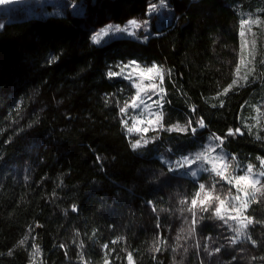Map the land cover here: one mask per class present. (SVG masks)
<instances>
[{
    "label": "trees",
    "instance_id": "16d2710c",
    "mask_svg": "<svg viewBox=\"0 0 264 264\" xmlns=\"http://www.w3.org/2000/svg\"><path fill=\"white\" fill-rule=\"evenodd\" d=\"M144 1L112 0L110 17L116 23L137 17ZM261 8L264 0L187 2L178 6L172 24L143 43L119 38L94 45L71 14L31 17L2 26L0 125L29 90L48 89L54 107L47 128L55 152L67 163L66 175L46 196L38 216L40 264H102L103 244L117 250L110 243L112 229L147 205L145 192L132 188L139 175L157 156L186 154L195 146L187 138L196 139L191 132L159 130L148 135L151 142L133 150L131 143L137 138L126 133L117 101L122 104L134 90L120 77L109 79V69L119 71L116 66L129 60L162 65L170 70L163 85L167 93L165 127L185 125L189 118L195 126L203 117L207 127L197 132L199 141L211 133L224 135L228 128L242 127L251 107L264 102V35L260 33L255 44V73L247 86L221 96L223 108L210 106L218 104L214 97L231 82L238 63V10L252 13ZM258 15L264 19V13ZM192 105L197 109L194 114ZM244 131L243 136L228 138L224 151L259 168L257 157H264V143ZM46 168L44 134H0V216L17 205L23 178L34 190L45 189ZM205 179L200 177V181ZM221 184L217 191L223 194L229 186L221 188ZM73 205L78 211L71 210ZM245 215L264 221V202L252 203ZM196 220L193 225L192 214L186 211L178 220L175 240L179 247L192 246L200 264H264V223L248 226L247 236L257 241L254 246L247 238L231 244L224 224L211 211H197ZM25 236L27 242L20 246ZM35 245L36 227L31 223L7 251H0V264H33ZM216 248L221 251L216 253ZM10 250H14L12 255ZM117 255L116 251L109 257L113 264H126Z\"/></svg>",
    "mask_w": 264,
    "mask_h": 264
},
{
    "label": "rangeland",
    "instance_id": "374dc122",
    "mask_svg": "<svg viewBox=\"0 0 264 264\" xmlns=\"http://www.w3.org/2000/svg\"><path fill=\"white\" fill-rule=\"evenodd\" d=\"M111 1L112 0H8V2L0 4V29L9 21L23 20L31 17L44 18L47 16L71 14L78 18L82 29L88 34L90 42L94 45H102L119 38H129L143 43L149 37L173 23L178 14L179 5L195 0H166L167 7L160 8L151 14L147 12L149 2L158 4L159 0H145L143 8L137 17H131L121 23L114 22L110 17L109 2ZM238 11L240 20L246 19V14L250 13L240 9ZM252 13L254 16H259L257 11ZM130 19L147 20L148 27L137 31L136 36H129L126 33L109 32L108 35H102L100 37V43L92 42L91 37L107 25L124 26ZM253 33H255L254 36ZM260 33L261 36L264 35V25L260 27L253 25L252 32L247 33V39L249 42L254 40L256 44ZM144 37H147V39L145 40ZM239 40L238 62L242 43L240 34ZM247 51L248 50L245 49V55H247ZM253 52L255 54V47ZM141 66H151V64H141ZM130 70L131 69H126L125 71L128 72ZM145 83H147V81H145ZM131 88L133 87L131 86ZM133 90L134 94L135 89L133 88ZM155 98L156 97H153V99ZM148 103H151V101H148ZM53 107L54 105L48 89L39 87L29 90L21 98V102L18 106L4 117L0 125V134L13 136L42 133L45 135L47 143L46 187L44 190H34L25 178L22 179V187L17 205L6 216H0V251H7L12 243L21 236L22 231L31 223H34L36 227L35 249L39 248L40 250L41 223L38 216L42 204L46 196L56 189L67 173V163L62 161L55 152L50 132L47 128V123L52 116ZM256 107H260L261 110L264 111V102H259L257 105L251 107L249 115L245 117L244 122L254 123L250 117L256 115ZM153 109H155V105H153ZM140 111L141 109H129L128 116H123L124 119H128L129 126H131L133 122L132 118L139 114ZM145 115H147V113H145ZM138 126L143 127L144 125ZM199 130L200 129H198V131ZM125 131L129 136L136 137L137 139L140 138V134H137L135 131L132 133H128L126 129ZM153 132L154 131L150 130L147 134H144L145 138L148 139V135L153 134ZM170 133L180 134L177 132ZM198 136L199 135L196 133L194 136L196 139L187 137L192 139V145H195L191 148V151L187 153L198 151L201 145L207 143V135H203L202 142L197 139ZM164 138L165 136H163V140ZM188 142H190V140H188ZM181 155H183V153L181 154V152H179V154L174 157H166L165 155L157 156L156 161L143 171L132 184L133 189H140L145 192L147 205L142 212L133 215L127 221L112 229V240L118 237L125 238L120 244H115L117 254L120 257H124L125 255L120 249H127L128 251L134 252L136 264H200L196 250L192 248V246L187 245L179 247L175 240L178 220L179 218H183L189 206L188 204H181L180 201L185 198L190 201L192 194L198 187V183L210 185L213 181L210 179L208 173H201L200 177L205 176L206 181H200L199 178L197 183L194 182L191 177L183 175L182 170L181 172H169L168 167L171 166L170 162L175 161ZM235 163H238L241 168L247 165L240 161H235ZM237 174L241 173L238 171ZM226 186L228 187V185ZM153 205H155L157 209L155 212L152 211ZM157 223L160 225L159 228H157ZM222 223L224 224L223 221ZM37 225H39V227H37ZM224 226L229 238H235L237 236V234L231 230L232 228L239 227L236 221L230 220L228 224H224ZM247 229L245 230L246 233ZM246 238L247 236L241 235L238 238V242ZM156 247H160L161 250L155 251L154 249ZM33 264H40L39 252L36 253Z\"/></svg>",
    "mask_w": 264,
    "mask_h": 264
},
{
    "label": "snow or ice",
    "instance_id": "6c2138e0",
    "mask_svg": "<svg viewBox=\"0 0 264 264\" xmlns=\"http://www.w3.org/2000/svg\"><path fill=\"white\" fill-rule=\"evenodd\" d=\"M6 2H8V0H0V4ZM165 7H167L166 0H159L158 4L149 2L147 12L151 14ZM257 12L264 13V8L257 9ZM246 15L247 18L241 19L239 22V34L242 38L239 62L232 72L233 78L231 82L216 93L214 99L218 100V104H211L210 106L213 108H223L225 106V101L220 99V97L227 96L230 91L247 86L250 77L255 73V67L253 66L255 60V54L253 52L255 41L249 42L247 33L252 32L253 25L257 27L264 25V19H261L260 16H254L253 13H248ZM147 27V20L130 19L124 26L107 25L99 32H96L91 37V40L93 43H100V37L102 35H108L109 32L126 33L129 36H136L137 31ZM254 35L255 33H253V36ZM144 39L146 40L147 37H144ZM245 49L248 50L247 55H245ZM52 59L54 61L56 58L53 57ZM261 63H264V60H262ZM116 67L120 70L113 71L109 69L106 73L107 77L109 79L113 77H122L128 80L135 89L134 94H132L128 100L123 101L122 104L120 101H117L119 113L127 117L129 109H141L139 114L132 118L133 122L131 126L128 124V119L121 121L128 133L135 131L137 134H140V138L131 143L133 150L151 142L149 139H146L144 135L150 130H165L183 134L191 132V134L195 136L198 129L207 127L203 117L195 121V126L193 125V120L189 118L185 125L177 123L170 127H165L163 122V107L164 103L167 102L165 99L167 93L163 85L165 76L166 74H170V70H165L162 65H157L156 63H152L151 66H141L136 60H129L127 63H122ZM126 69L131 70L126 72ZM145 81H147V83H145ZM153 97L156 98L153 99ZM148 101H151V103H148ZM153 105H155V109H153ZM190 111L194 114L197 111L196 106L192 105ZM255 112L256 115L250 117L254 123L242 121V127L228 128L224 135L211 133L207 137V143L201 145L200 150L179 156L175 161L170 162L171 166L168 167L169 172H181L182 170L183 175L191 177L193 181L197 183L201 173L209 174L213 182L210 185L198 183V187L192 194L190 201L185 198L181 200L180 203L189 205L187 211L192 214L193 225L197 222V210L201 212L211 211V214L216 219L223 221L224 224H228L230 220L236 221L239 227L231 229L237 234L235 238H229L231 244H236L241 235L247 236L245 230L249 225L253 223H264V221H254L253 217L245 215L252 203L264 202V157H257V160H259V169L252 163H248L244 168H241L238 163H233L237 161V157L234 154H229L224 151L226 140L236 136H243L245 134L244 130L247 131L248 135L254 136L256 140L264 143V134H262L264 133V111H262L260 107H256ZM145 113H147V115H145ZM138 125L144 126L139 127ZM99 159L100 158L97 157V160ZM238 171L241 174H237ZM221 182L229 186L227 192L223 194L217 191V185L221 184ZM223 184H221V188ZM71 210L73 212L78 211L75 205L72 206ZM152 211H157L155 205H153ZM37 227H39V225H37ZM159 227L160 225L157 223V228ZM192 231H195V228H193ZM93 235H95V233H93ZM27 239V236H25L23 240L19 241V245L23 246L27 242ZM124 239V237H118L110 241V243L120 244ZM247 239L250 240L254 246L257 244V241L252 240L251 236H247ZM60 247L63 248L65 246L60 245ZM80 247H83V241L80 242ZM102 249L106 250L104 252L102 264H113V261L109 259V257L117 250L110 248L109 243L103 244ZM154 250L160 251L161 249L160 247H156ZM13 251L14 250H10L8 254L12 255ZM120 251L124 252L125 255L124 257L117 255V259H125L126 264H136L133 251H128L127 249H120ZM214 251L218 253L221 249L216 248ZM37 252H39V248L34 250L33 256H35ZM66 254L67 253H65V255ZM80 255L83 261V253ZM233 259H235V257H233ZM253 259H255V257H253ZM261 259L264 260V257H261ZM83 264H89V262L83 261Z\"/></svg>",
    "mask_w": 264,
    "mask_h": 264
}]
</instances>
